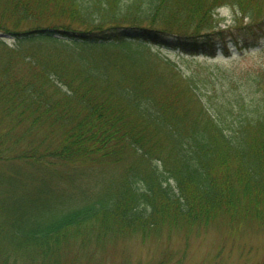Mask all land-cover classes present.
<instances>
[{
  "label": "trees",
  "instance_id": "1",
  "mask_svg": "<svg viewBox=\"0 0 264 264\" xmlns=\"http://www.w3.org/2000/svg\"><path fill=\"white\" fill-rule=\"evenodd\" d=\"M219 8L234 14L224 28ZM258 21L264 0H0L15 41L0 38V169L46 161L90 179L71 193L43 172L35 188L0 175V264H69L78 242L162 227L258 231L264 69L205 64L226 29ZM153 46L205 60L188 75ZM217 79L227 94L205 103Z\"/></svg>",
  "mask_w": 264,
  "mask_h": 264
},
{
  "label": "rangeland",
  "instance_id": "2",
  "mask_svg": "<svg viewBox=\"0 0 264 264\" xmlns=\"http://www.w3.org/2000/svg\"><path fill=\"white\" fill-rule=\"evenodd\" d=\"M233 13L228 9H220L218 16L223 19L221 27L229 26ZM254 22V26L236 28L230 27L223 33V38L217 51L216 59H206L205 64H214L218 67L236 65L245 67L259 66L264 69V22ZM9 46L15 41L8 36L2 37ZM257 43L255 47H248ZM226 46V47H225ZM158 51L157 46L151 47ZM227 48V49H225ZM227 50V53H225ZM162 55L179 60L177 50L161 47ZM204 61L203 57L196 58ZM192 70L198 71L196 65L188 64ZM215 90L223 92L221 97L212 96L210 101L221 100L227 94V85L219 79L215 81ZM204 100H208L211 89L203 88ZM210 103V102H209ZM31 163V162H29ZM10 167L0 169V175L7 176L24 174V178H13V182L31 183V187L38 185L36 177L42 173L43 188L47 191L56 189L71 190V193L89 184L86 178V168L77 166L71 172L72 165H51L46 161L27 164L22 160L12 162ZM14 166L18 171L13 170ZM82 171V172H81ZM30 178L33 180L31 181ZM15 179V180H14ZM225 220L210 222L207 228L186 234L183 229L162 227L156 232L143 234H109L101 239L97 245L90 242H78L70 252V263L77 260L78 264H259L264 262V225H255L259 230L242 225V221ZM234 226H231L233 225ZM237 224V225H236ZM86 247V248H84Z\"/></svg>",
  "mask_w": 264,
  "mask_h": 264
},
{
  "label": "bare ground",
  "instance_id": "3",
  "mask_svg": "<svg viewBox=\"0 0 264 264\" xmlns=\"http://www.w3.org/2000/svg\"><path fill=\"white\" fill-rule=\"evenodd\" d=\"M155 47V46H154ZM157 48H159V51H160V48L161 47H158L157 46ZM164 48H166V47H164ZM169 49V48H168ZM170 50H175V49H170ZM178 55H179V57H181V56H183L182 54H180V53H178ZM198 58V57H197ZM196 59V58H195ZM172 60H174V59H172ZM175 62H177V64H178V66H179V68H180V70L182 71V72H184L185 74H188V75H190V73H193L194 72V74H196L198 71H195V70H192V67H190L188 64H190V63H188L187 64V60H175ZM198 62H200V61H198V60H195V61H193L192 63L194 64V65H196V68L195 69H197V70H199V68L197 67V63ZM201 96H202V99H203V101L205 102V103H207V101L208 102H210V97L212 98V96L210 95V94H208L207 96H208V100H204V93L202 92V94H201Z\"/></svg>",
  "mask_w": 264,
  "mask_h": 264
}]
</instances>
